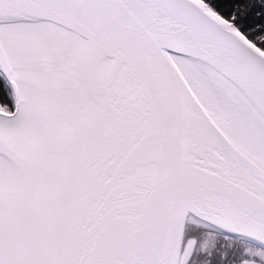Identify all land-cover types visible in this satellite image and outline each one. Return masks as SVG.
<instances>
[{
  "label": "water",
  "instance_id": "obj_1",
  "mask_svg": "<svg viewBox=\"0 0 264 264\" xmlns=\"http://www.w3.org/2000/svg\"><path fill=\"white\" fill-rule=\"evenodd\" d=\"M10 10L47 25L61 95L54 119L19 73L50 152L25 154L42 202L36 264H181L191 219L264 248V152L221 129L175 59L199 63L264 130V50L201 0H0Z\"/></svg>",
  "mask_w": 264,
  "mask_h": 264
},
{
  "label": "bare ground",
  "instance_id": "obj_2",
  "mask_svg": "<svg viewBox=\"0 0 264 264\" xmlns=\"http://www.w3.org/2000/svg\"><path fill=\"white\" fill-rule=\"evenodd\" d=\"M48 37L49 29L47 25L42 21H33L22 10H10L0 14L2 69L10 79L16 93V106L12 113L0 112V140L9 142L18 149L21 148L23 154L21 157H11L7 151L0 150V264H16L15 259L20 258V254L15 252V247L18 251L19 246L17 245L24 243L22 234L17 231V223L15 224L14 217H12L13 212L18 211L20 215V217H16L20 228L24 229V220L27 223L31 222L30 227L23 232L25 239L31 244L33 243L32 236L37 230L38 210L41 211L42 209L39 195L36 191L34 192V182L37 174L35 166L32 165L30 158L28 159L26 155L28 156L30 152L36 154L35 151L40 148L42 150V155L39 152L40 157L46 155L47 158L50 156V152L44 149L48 147L47 139L35 119H33L23 90L18 83L19 73H24L46 109L52 110V113H57L54 119L60 117L59 114L62 110L59 99L60 91L57 84L55 85V80H53L50 48L48 51L46 46ZM15 53L32 58L36 63V72L28 71L21 63L16 61L11 56ZM175 59L182 69L186 65L195 71L208 73L199 63L191 59L186 57ZM206 76L214 87L215 82L209 75L206 74ZM217 85V93L213 91L216 99L209 105L205 103L206 95L200 87L191 85V88L226 134L244 147L252 148L258 154L263 153L264 148L260 149L264 147L260 146V141L264 140L263 127L253 121L252 116L243 111L242 107L241 109L238 108L233 101L227 99L223 95L224 92ZM234 119L235 122L232 124ZM39 187L41 186L39 185ZM44 216L40 219H46V213H44ZM34 254H36V249ZM29 262L30 264H36L35 257H32Z\"/></svg>",
  "mask_w": 264,
  "mask_h": 264
},
{
  "label": "trees",
  "instance_id": "obj_3",
  "mask_svg": "<svg viewBox=\"0 0 264 264\" xmlns=\"http://www.w3.org/2000/svg\"><path fill=\"white\" fill-rule=\"evenodd\" d=\"M218 15L229 21L234 27L242 32L250 41L264 50V0H201ZM0 108L4 110L11 109L13 97L11 89L0 73ZM5 99H4V98ZM9 105H8V104ZM197 225L199 230L208 229L209 227L201 225L194 221H188L187 230L191 226ZM193 228V227H192ZM190 231V230H189ZM220 233V232H219ZM234 237V236H233ZM236 238V254L240 250L239 259L246 256L244 246H258L244 239ZM238 256V254L236 255ZM236 257V264L238 262Z\"/></svg>",
  "mask_w": 264,
  "mask_h": 264
},
{
  "label": "flooded vegetation",
  "instance_id": "obj_4",
  "mask_svg": "<svg viewBox=\"0 0 264 264\" xmlns=\"http://www.w3.org/2000/svg\"><path fill=\"white\" fill-rule=\"evenodd\" d=\"M1 98L2 93L0 92V100ZM189 230L186 225L181 264H236V257L241 264L244 262L264 264V248L259 245L244 246L243 253L246 256L239 259L240 250L236 256L235 236L210 227L199 230L197 225H192Z\"/></svg>",
  "mask_w": 264,
  "mask_h": 264
},
{
  "label": "rangeland",
  "instance_id": "obj_5",
  "mask_svg": "<svg viewBox=\"0 0 264 264\" xmlns=\"http://www.w3.org/2000/svg\"><path fill=\"white\" fill-rule=\"evenodd\" d=\"M180 68H181V66H180ZM183 69L181 68L184 76L186 77V79L190 83V85H192V86L195 85L198 88L200 87V89L205 93V95H206L205 103L206 104L209 105L212 101H214L216 99V97L214 95V92H213V91H215L217 93L215 86L213 87L212 83L208 81V79L206 78V76L202 72L195 71V70H193L192 68H190V67H188L186 65L183 66ZM11 107H12L11 109L5 110V111L6 112H12L13 105ZM0 109L2 110V108H0ZM222 111H223V109H222ZM234 122H235V119L232 121V124ZM13 214H12V217H14L15 224L17 223L16 224L17 225V231H18V233L20 232L22 234V240L24 242V243H22L20 245H17V246H19L18 247V251H17V249L15 247V252L16 253L18 252L20 254V258L15 259V262H16V264H30L29 260L31 258L32 248H31V244H29L27 242V240L25 239V236L23 235V232H24L25 229H27L28 227H30V223L31 222L27 218L29 222L27 223V221L24 220L25 227H24V229L23 228H20V225L18 224L19 221H17L18 219H16V217H20V215L18 214V211L13 212ZM26 216H27V213H26ZM24 217H25V215H24ZM189 221H194V220L191 219ZM194 222H196V221H194ZM199 224H201V223H199ZM201 225H204V224H201ZM204 226H206V225H204ZM182 260H183V258H182Z\"/></svg>",
  "mask_w": 264,
  "mask_h": 264
}]
</instances>
